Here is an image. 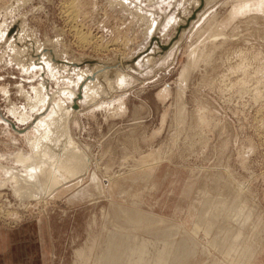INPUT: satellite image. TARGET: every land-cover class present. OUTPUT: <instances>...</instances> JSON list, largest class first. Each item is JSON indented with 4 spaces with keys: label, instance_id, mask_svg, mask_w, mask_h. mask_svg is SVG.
<instances>
[{
    "label": "rangeland",
    "instance_id": "1",
    "mask_svg": "<svg viewBox=\"0 0 264 264\" xmlns=\"http://www.w3.org/2000/svg\"><path fill=\"white\" fill-rule=\"evenodd\" d=\"M197 4L0 0V250L34 221L41 264H264V0L123 68Z\"/></svg>",
    "mask_w": 264,
    "mask_h": 264
},
{
    "label": "crops",
    "instance_id": "2",
    "mask_svg": "<svg viewBox=\"0 0 264 264\" xmlns=\"http://www.w3.org/2000/svg\"><path fill=\"white\" fill-rule=\"evenodd\" d=\"M33 222L34 221L24 222L16 230L11 231L13 233L16 232V234L18 231L22 233L20 235V240H19L20 242L18 241V245L19 243L27 244L26 242L30 243L31 245H28L26 248V245L23 244V248H22L23 250L20 247L18 248L16 247L15 249L10 246L11 244L13 245L14 243L10 242L9 244V240H7L9 248L6 250H3L2 248L0 250V264H9L10 259L15 260V257H13V254L14 253L16 254V251L18 252V255H17L18 264H21L22 262H24V264H41L42 254L40 252V243H39V237H38V231H37L38 227H36V225H34L35 223ZM7 232L9 233V231ZM0 241H2L1 238H0ZM14 246L16 245L14 244Z\"/></svg>",
    "mask_w": 264,
    "mask_h": 264
},
{
    "label": "water",
    "instance_id": "3",
    "mask_svg": "<svg viewBox=\"0 0 264 264\" xmlns=\"http://www.w3.org/2000/svg\"><path fill=\"white\" fill-rule=\"evenodd\" d=\"M203 5H204V0H200L199 2V5L194 8L193 10H191V13L187 16V17H183V16H180V12H177L176 16L178 17L179 16V21L177 22V24L180 22V19H184L185 22L184 24H180V25H177L175 26V30H174V33L172 34L171 38L169 39L168 43H166L165 45H162L160 44V41H159V37H156V34H154V37L152 36V38H150V42H149V45L147 46V48H145V50L141 51L140 53H138L136 56H134L133 58H131L130 60L128 59V61H126L124 63L123 61V68L124 69H127L129 72L132 70V69H135L136 70V66H135V62L141 58L142 54H144V56H146L149 52V50H151V46L153 44L156 45L157 47V53L159 52H162V53H165L166 51L169 50V48L171 47V45L178 40L181 32L183 30H187L188 27L190 26L191 22L195 21L196 18H197V14L200 13V11L203 9ZM188 11L190 10V8L187 9ZM155 30V29H154ZM156 53V54H157ZM153 57H155V55ZM161 56V55H160ZM142 58H144L142 56ZM118 64V63H117ZM106 66V65H105ZM108 66V65H107ZM118 66V65H117ZM130 66V67H128ZM108 67H112L111 66H108ZM113 72H112V76H113ZM75 108H77L78 106H74ZM78 109V108H77ZM13 127V125H12Z\"/></svg>",
    "mask_w": 264,
    "mask_h": 264
},
{
    "label": "bare ground",
    "instance_id": "4",
    "mask_svg": "<svg viewBox=\"0 0 264 264\" xmlns=\"http://www.w3.org/2000/svg\"><path fill=\"white\" fill-rule=\"evenodd\" d=\"M197 1H198L197 6H198L200 0H197ZM209 1L212 2L213 0H204L203 8L205 7V5H206ZM197 6H196V7H197ZM196 7L191 8V10H193V9L196 8ZM263 7H264V6H263ZM70 10H71V8H70ZM202 10H203V9H202ZM202 10H201V11H202ZM67 11L69 12V10H67ZM201 11H200V13H201ZM70 12H71V11H70ZM73 12H74V11H73ZM198 14H199V13H198ZM198 14H197V15H198ZM71 15H72V13H71ZM71 15H70V16H71ZM73 15H75V12L73 13ZM67 19H68V18H67ZM71 19H72V18H71ZM182 20H183V23H180V24H184L185 20H184V19H182ZM191 23H192V22H191ZM180 24H179V25H180ZM206 25H207V24H206ZM216 28H217V27H216ZM217 30H218V29H217ZM75 31H76V30H75ZM184 31H186V30H183V31L181 32L180 36L182 35V33H183ZM79 32H80V31H79ZM258 32H259V31H258ZM77 34H78V33H77ZM82 34H83V33H82ZM217 35H219V34H216V36H217ZM77 36H78V35H77ZM79 36H80V38H79ZM79 36H78V39L83 40L81 43H84V40L86 39V37H85V39H84L81 35H79ZM83 36H84V35H83ZM180 36H179V38H180ZM216 36H215V37H216ZM153 37H154V36H153ZM87 38H88V36H87ZM151 38H152V37H151ZM179 38H178V40H179ZM95 40H96V39H95ZM178 40H177V41H178ZM87 41H88V40H87ZM177 41H175V42L171 45V47H172L173 45H175V43H176ZM85 42H86V40H85ZM86 43H87V42H86ZM87 44H88V43H87ZM171 47H170V48H171ZM170 48H169V49H170ZM152 49H153V47H152ZM152 49H151V50H152ZM150 53H151V52H150ZM150 53H148L147 55H150ZM156 53H157V52L153 53L152 55L154 56V54H156ZM191 54H192V53H191ZM200 55H201V54H200ZM149 57H150V56H149ZM149 57H147V58H149ZM199 57H200V56H199ZM201 57H202V56H201ZM145 58H146V57H145ZM200 60H201V59H200ZM191 62H192V61H191ZM105 72H106V71H105ZM105 72H104V73H105ZM120 74H121V72H120ZM119 76H120V75H119ZM186 76H187V75H186ZM215 80H216V79H215ZM109 84H112V83H109ZM87 87H88V88H87ZM93 88L96 89V90H98V87L95 86V85H93V81L91 82L90 80H87V81H86V84H85L84 87H83V90H84V92H85V89H86V91H87V89H89V92H91V91H92L91 89H93ZM240 96H241V95H240ZM77 99H78V100L81 99V91H80V94L77 96ZM181 118H182V117H181ZM6 122L9 123V124L11 125V127H12L13 124H12L10 121L6 120ZM39 126H40V125H39ZM12 129H15L14 125H13ZM71 150H72V149H71ZM83 153L85 154V152H83ZM71 156H73V155H71ZM163 156H164V155H163ZM84 157H85V155H84ZM86 157H87V156H86ZM86 157H85V158H86ZM69 158H70V157H69ZM78 158H79V156H78ZM80 158H81V157H80ZM87 159H89V158H87ZM80 161L83 162L84 160H81V159H80ZM72 162L74 163V160H72ZM82 162H81V163H82ZM88 162H89V160H88ZM62 163H63V162H62ZM69 163H71V162H69ZM73 163H72V164H73ZM77 164H78V162L75 161L74 165H77ZM84 165H85V164H84ZM73 168H75V167L73 166ZM83 168H84V167H83ZM86 171H88V170H86ZM77 174H78V173H77ZM83 176H84V175H83ZM81 182H82V181H81ZM74 186H75V185H74ZM75 187H76V186H75ZM71 189H72V188H71Z\"/></svg>",
    "mask_w": 264,
    "mask_h": 264
}]
</instances>
